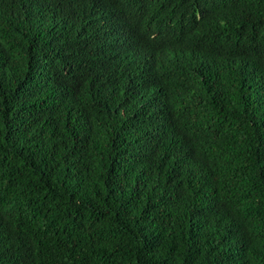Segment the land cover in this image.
<instances>
[{"label": "trees", "instance_id": "1", "mask_svg": "<svg viewBox=\"0 0 264 264\" xmlns=\"http://www.w3.org/2000/svg\"><path fill=\"white\" fill-rule=\"evenodd\" d=\"M0 264H264V0H0Z\"/></svg>", "mask_w": 264, "mask_h": 264}]
</instances>
